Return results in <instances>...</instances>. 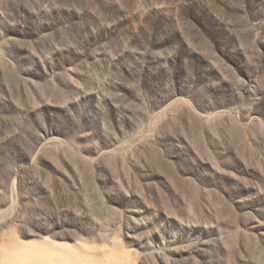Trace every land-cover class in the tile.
Segmentation results:
<instances>
[{
    "label": "rangeland",
    "instance_id": "obj_1",
    "mask_svg": "<svg viewBox=\"0 0 264 264\" xmlns=\"http://www.w3.org/2000/svg\"><path fill=\"white\" fill-rule=\"evenodd\" d=\"M13 239L81 264H264V0H0Z\"/></svg>",
    "mask_w": 264,
    "mask_h": 264
},
{
    "label": "bare ground",
    "instance_id": "obj_2",
    "mask_svg": "<svg viewBox=\"0 0 264 264\" xmlns=\"http://www.w3.org/2000/svg\"><path fill=\"white\" fill-rule=\"evenodd\" d=\"M7 244V248H0V264H81L68 250H61L59 245L49 243L45 247L35 248L14 239ZM121 257L116 253L103 264H116Z\"/></svg>",
    "mask_w": 264,
    "mask_h": 264
}]
</instances>
